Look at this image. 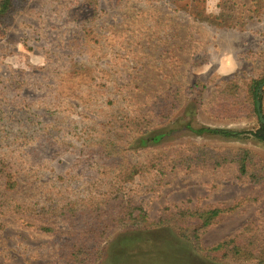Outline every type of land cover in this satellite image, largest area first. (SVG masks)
Returning a JSON list of instances; mask_svg holds the SVG:
<instances>
[{
    "label": "rangeland",
    "instance_id": "obj_1",
    "mask_svg": "<svg viewBox=\"0 0 264 264\" xmlns=\"http://www.w3.org/2000/svg\"><path fill=\"white\" fill-rule=\"evenodd\" d=\"M263 78L264 0H16L0 25V162L18 183L0 184V264H64L67 238L42 228L65 226L47 207L104 193L128 163L145 168L123 188L148 222L113 231L98 264H257L209 250L264 226L259 186L234 164L186 157L193 147L241 148L264 165V142L252 136L257 116L216 117L226 83L242 102ZM197 82L205 88L191 90ZM171 95L177 112L155 126V105ZM260 102L264 117V90ZM134 118L167 135L149 150L102 158L99 143L141 129L125 126ZM187 123L235 137L197 136ZM231 207L199 235L201 250L178 226L154 225L179 211Z\"/></svg>",
    "mask_w": 264,
    "mask_h": 264
},
{
    "label": "trees",
    "instance_id": "obj_2",
    "mask_svg": "<svg viewBox=\"0 0 264 264\" xmlns=\"http://www.w3.org/2000/svg\"><path fill=\"white\" fill-rule=\"evenodd\" d=\"M15 2L16 0H0V25L5 23L7 16L14 8ZM263 81L264 78L252 80L248 84V90L242 102L238 99V92L236 87L232 85L233 83H226L219 93L216 117L222 120H236L242 118L246 110L257 116L256 91ZM194 88L201 91L205 87L197 82L191 90ZM177 110L178 105L173 95L159 100L152 111L153 120L156 121L155 126L168 121ZM131 120L136 121V124L137 121H142V119L138 120L137 118L129 119L125 126H129ZM152 123L151 120H148V123L144 124L143 127L141 123L137 124L136 126L140 125L141 128L139 130L130 126L125 135H115L117 142L107 138L99 143V154L104 158L108 153V158H110L111 154L114 155L116 151L120 150L129 155L149 150V147L160 143L167 135L165 131L154 132ZM185 129L197 136L211 134L224 138L235 137L234 133L229 130L208 127L193 128L190 123L186 124ZM252 136L259 142H264V126L260 122ZM114 144L117 145L113 146ZM98 150L96 151L98 152ZM186 159L190 165H196V162L203 161L204 165L207 164L208 167L213 168L234 164L239 178H245L251 184L259 186L260 192L255 196V201L264 197V165L249 150L240 148L217 152L211 148L193 147L191 154ZM8 165L7 160H1L0 184L3 185L4 190L13 191L18 183L14 171ZM144 169V166L139 163H128L123 170L117 173L112 187L104 193H100L96 197L89 196L79 199L69 204H61L55 209L47 207L45 213H55L56 220L65 226L56 230L49 227L42 228L46 232L67 238L62 256L64 264H98L101 258L100 247L109 239L113 231L125 227L147 225L146 211L140 203L127 196L123 188L124 183L132 181ZM16 206L15 208L18 209L19 207ZM233 210L234 207L212 208L203 211H179L166 219L161 218L154 225L174 224L178 226L184 237L193 244L195 249L201 250L199 235L209 228L221 214ZM255 234L256 236L245 238L243 232L239 231L222 240L209 252L222 259L232 258L237 261H253L257 264H264V226Z\"/></svg>",
    "mask_w": 264,
    "mask_h": 264
},
{
    "label": "water",
    "instance_id": "obj_3",
    "mask_svg": "<svg viewBox=\"0 0 264 264\" xmlns=\"http://www.w3.org/2000/svg\"><path fill=\"white\" fill-rule=\"evenodd\" d=\"M264 90V81L262 84H260L257 88L256 94H257V98H256V110H257V116L259 119L260 124H262L264 126V117L261 113V102H260V96H262Z\"/></svg>",
    "mask_w": 264,
    "mask_h": 264
}]
</instances>
